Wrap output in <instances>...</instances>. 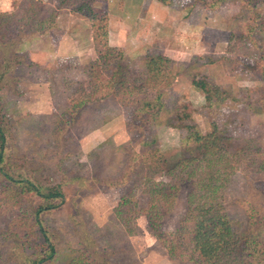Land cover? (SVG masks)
<instances>
[{
  "label": "rangeland",
  "instance_id": "obj_1",
  "mask_svg": "<svg viewBox=\"0 0 264 264\" xmlns=\"http://www.w3.org/2000/svg\"><path fill=\"white\" fill-rule=\"evenodd\" d=\"M82 1L0 0V14L12 15L0 31L9 152L16 167L23 157L64 194L41 216L54 246L43 264H203L182 236L191 195L193 207L217 204L242 237L238 248L253 237L264 246V0H149L159 18L148 28L137 20L139 0H96L93 9L105 13L99 19L72 11ZM51 13L54 27L33 33ZM110 16L115 35L107 44L122 58L94 75L105 84L122 72L127 86L92 98L100 85L89 74L93 34L108 35ZM124 34L128 55L116 47ZM158 56L173 65L166 77L147 80L145 60ZM193 78L218 88L217 100L207 103ZM132 86L141 89L126 93ZM156 90L162 107L152 122L154 110L138 106ZM189 126L202 135L214 126L220 151L206 157L196 149ZM32 207L0 196V264H23L41 250L40 240L23 244L14 233L28 230Z\"/></svg>",
  "mask_w": 264,
  "mask_h": 264
},
{
  "label": "trees",
  "instance_id": "obj_2",
  "mask_svg": "<svg viewBox=\"0 0 264 264\" xmlns=\"http://www.w3.org/2000/svg\"><path fill=\"white\" fill-rule=\"evenodd\" d=\"M95 1L83 0L81 3L76 4L72 11L86 15L90 19L104 17V12L93 9L92 4ZM183 1L187 2V0ZM10 18H12L11 14H0V31H2ZM55 18L56 15L53 13L39 18L35 31L32 32L36 33L40 31L43 33L51 29L55 25ZM93 43L97 59L89 65V74L91 81L99 82L97 72L94 75L95 67L101 65L103 68H106L114 59H121L122 54L116 48L107 44L105 32L95 31ZM172 65L173 62L163 56L147 58L145 60L147 80L157 81L164 76L166 77L169 69H171L169 66ZM114 66L115 69L119 68L117 63ZM5 72H0V84L3 81ZM112 78V81L109 79L105 84L99 82L98 89L92 91L91 97L95 98L94 95L97 92L106 91L108 88L114 90L116 93L122 89L126 90L127 78L122 72L116 71V75L113 74ZM191 85L203 92L205 101L209 104L215 102L220 95L219 89L209 84L204 78H193ZM140 89L139 87L132 86L129 89L130 91L126 93L136 92ZM160 97L161 93L156 90L153 98L142 101L138 106V110L141 111L151 113L154 110L150 114L152 122H154V118L162 107ZM101 98H106V95L103 94ZM80 105L78 104L76 108H81ZM187 129L189 131L187 139L195 144L196 149L206 154V157L208 154L214 156L213 153L215 151H220L221 140L218 138L214 126L211 128V132L206 135L199 134L190 126ZM206 157L205 161H207ZM17 159L23 160L18 167L15 166L9 152V131L6 121L3 117H0V181L2 182L0 196L4 203L8 204L11 202L13 206L14 204L19 205V202H22V200L31 201L33 207L28 216V220L31 221L28 230L25 229V231L21 230L14 233L16 236H19V233L22 234V238L24 239L23 244L30 243L31 237H34L33 241L40 240L42 243V248L40 251L37 250L35 257H26L23 264H43L52 259L54 246L50 241L46 229L42 226L41 216L60 207L63 203L64 194L60 184H47L45 179L35 175L31 169L32 167L24 162L23 157L17 156ZM154 164L157 167L158 161H155ZM189 197L190 207L186 215L189 225L188 227H183L182 236L185 244L188 245L199 261L203 264H264L262 255L264 246L261 240L255 241L254 237L244 238V241L240 244V248H238V244L241 242L239 239H242V237L239 238L234 234L230 221L221 211L217 210V204H215L216 206L207 205L204 202L198 203L193 207L192 205L194 204L191 205L192 202H195L193 195ZM260 247H262V250H260ZM168 253L173 255L174 249L168 248Z\"/></svg>",
  "mask_w": 264,
  "mask_h": 264
},
{
  "label": "crops",
  "instance_id": "obj_3",
  "mask_svg": "<svg viewBox=\"0 0 264 264\" xmlns=\"http://www.w3.org/2000/svg\"><path fill=\"white\" fill-rule=\"evenodd\" d=\"M147 1V3H146ZM139 13L137 15V20L140 21L139 23L142 22V24H147V28L150 26L149 24H151L150 19L153 18L155 21L158 20V15H155L154 12H157L155 10H157L155 7L157 6L158 3L154 2V1H149V0H139ZM146 4V7L144 8V5ZM132 5V4H131ZM159 5V4H158ZM128 10V9H127ZM124 12H127L126 10H123ZM142 12V13H141ZM142 14V15H141ZM108 23V22H107ZM114 23L115 21H112V17L110 16V20L109 23L107 25V31H108V35H107V42L109 45H111V39H112V35H115V28H114ZM116 24V23H115ZM67 35H63L62 40H67ZM115 39V36H114ZM91 40V39H89ZM117 41H119V44L116 45V47H120L124 50V55H128L129 50L127 51V46L130 45V43L128 44L129 38L126 34L123 35L122 39H117ZM131 41V40H130ZM137 40L132 39L131 44L135 47L139 46L141 43L137 44ZM126 48V49H125ZM60 55L59 53V49L57 50V53H54V56H58Z\"/></svg>",
  "mask_w": 264,
  "mask_h": 264
}]
</instances>
